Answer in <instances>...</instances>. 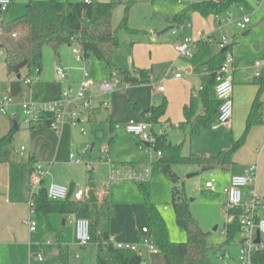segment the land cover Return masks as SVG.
Masks as SVG:
<instances>
[{"label": "rangeland", "instance_id": "rangeland-1", "mask_svg": "<svg viewBox=\"0 0 264 264\" xmlns=\"http://www.w3.org/2000/svg\"><path fill=\"white\" fill-rule=\"evenodd\" d=\"M27 1L12 0L2 16L11 19L23 15ZM59 1L76 3L82 0ZM98 1L116 4L112 18L114 29L120 23L124 8L129 5L127 26L130 31H118L120 43L111 55V62L115 66L124 72H129L131 76L136 75V70L150 72V84L153 86L161 82L164 76L171 78L170 69L173 65L176 66L178 72L181 71L184 74L183 60L175 50V46L179 43L177 44V40L170 30L157 39L154 38V34L167 27L165 20L171 16L183 14L191 18V5L200 0H192L188 3H179L180 0ZM232 11L235 13V9ZM233 12L229 11L232 17H236L232 15ZM188 29H185L184 36L190 37ZM244 32L236 29V33L240 35L239 39ZM261 33L264 38L263 29L260 31ZM227 39L228 44L234 41L228 35ZM74 48L76 45L71 43V45L63 44L58 49L60 56L64 51L62 58L74 68L69 73L71 77L77 78L75 81L78 83L71 89L76 91L79 88L82 80L81 68L84 65L89 74V80H92L95 86L94 90H89L86 94L94 95L91 107L99 109V112L94 121L82 123L85 133H81L78 127H73L68 123H64L57 129L48 128L51 135L46 138V144L39 149L43 155H50L48 159H45L48 162L40 163L42 168L49 172V175L44 177L45 181L41 185L35 177H32V181L30 180L29 169L32 167V162L28 160V151H31L39 142L30 139L28 125L19 124L18 130L13 135V142L18 147L26 148V152L18 151L21 163L18 199L22 200L23 195L31 194L41 187L46 189L48 178H52L54 183L68 188L69 182L72 181L74 190L79 189L84 192L82 201L87 204L88 210L79 215L90 222L91 241L85 246L78 244L73 224L76 215H68L63 226L64 219L60 217V214L50 215L49 221L41 214H29L28 203L27 205L19 203L13 209L11 206L3 207V211L6 209L7 215L6 219L2 221V228L5 227L4 232L6 233L7 227L9 238L0 239L3 241L0 242V264H60L61 257L67 264H96V235L106 231L113 244L137 245L140 251L139 255L143 256L142 264H149V253L140 239L146 234V203H151L164 219L170 242H186L187 235L185 230L176 223L171 197L172 181L162 173L153 176L149 173L147 177H142L146 170H150V164L156 160V151L152 146L147 147L143 141L129 134L126 131V125L143 122L140 120L139 113L134 111L129 103L140 106L156 105L164 101L165 94L155 93L150 84H128L127 87L126 84L111 82L110 70L105 60L90 55L87 60L78 61L73 53ZM55 64L53 50L49 46H44L42 48V70L39 77L43 82L60 86L62 83L56 80L54 73ZM36 71L33 68L29 77H35ZM26 73L27 70L20 72L22 77ZM106 82L112 84L114 91L102 96L98 94V87L101 83ZM0 85L1 90L6 92L8 80L3 52L0 54ZM21 86L24 93L21 101L30 102L27 98L30 88L22 83ZM165 86L167 87L166 83ZM196 88L197 86H195ZM61 91L62 89L57 90V93ZM103 102L107 104L103 105ZM171 110L173 113H177L178 110V114L181 113L177 106V100ZM110 113L116 120L112 127L109 122ZM17 120L20 122L19 118ZM9 124L8 117L0 116V137L8 131ZM217 125L219 127L217 135L222 136L226 130L230 132L219 122ZM165 130L166 128L164 129L160 124L152 125L155 136L162 135ZM245 132L244 128L241 136L246 137ZM60 133L63 135L58 143L57 136ZM170 133L168 131L167 138L173 140ZM241 136L237 139L240 140ZM228 137L230 136L228 135ZM245 140L235 151L234 158L240 150L245 151L248 149L247 146L254 147L257 144L249 141L245 143ZM92 145L94 151L90 152ZM263 145L264 140L256 146L255 151H259ZM230 146L231 143L227 149ZM84 147L88 148V152L80 156L79 163L71 162L69 155L73 154L77 158ZM255 164L256 162L253 166H256ZM110 166H113L121 174L123 177L121 181L112 182L109 180ZM89 169H92V186L89 185ZM201 170L191 165L174 166L173 171L180 177L176 186L183 192L192 217L207 236L211 264H239L242 234L239 232L229 245H225V225L234 221V217L227 213L226 199L223 193L229 181V175H225L217 168L205 172H201ZM191 174L194 176L188 178L187 176ZM60 178L67 179V182H60ZM211 180H214L212 189L206 187V183ZM254 186L247 187H251L253 190ZM245 188L242 189V196ZM255 191L259 194L257 190ZM259 195L264 197V194ZM29 219L36 221V232L31 234L28 232ZM48 224H50L49 227ZM48 240L51 244H46ZM38 256H41V261L38 260Z\"/></svg>", "mask_w": 264, "mask_h": 264}, {"label": "trees", "instance_id": "trees-1", "mask_svg": "<svg viewBox=\"0 0 264 264\" xmlns=\"http://www.w3.org/2000/svg\"><path fill=\"white\" fill-rule=\"evenodd\" d=\"M246 0H212L202 1L191 5V10L202 17L221 15L227 12L232 6H239ZM116 4L114 2H100L98 0H82L80 2L62 3L59 0H28L23 15L11 20L5 19L0 12V49L4 53V66L9 81L8 93L12 97H19L21 94V77L18 75L22 69L31 71L33 68L40 73L42 70V48L49 46L54 55H58L61 45H71V39L80 50V57L85 60L89 55L106 61L110 70L111 82L120 84H148L149 74L146 70H136V75L131 76L111 62V55L114 49L119 46L118 31H130L127 26L129 5L124 8L123 16L117 28L112 26L113 12ZM184 16H178L175 22H183ZM231 45L219 50L211 56L210 49L206 42L199 45L203 51L201 56H196L193 63L199 62L208 56L205 63L208 72L205 78V86L199 91L197 97L202 104L204 113L198 115L196 106L198 100L191 98L183 108L184 122L178 127H187V143L198 138L202 129L207 126L212 115L208 107V101L215 97L214 87L216 84V71L221 66L224 54ZM259 92L264 91V68L257 78ZM132 109L140 112L143 120L150 124H159L164 116L166 103L153 106L146 111L131 104ZM99 109H92L88 115V121H94ZM262 106L258 98L254 101L246 124V132L250 127L261 123ZM30 124V129L48 128L49 119L41 120ZM16 130L11 123L10 130L0 137V164L8 166L9 197L15 200L18 195L19 186V156L13 145V135ZM245 132V133H246ZM244 141H232L229 149L222 150L216 155H200L189 153L182 154V144L173 145L166 140L165 135L156 136V143L153 149L160 152L161 156L150 164V175L158 173L166 175L173 183L171 189L172 205L176 223L183 228L187 235L186 242L172 243L168 237L166 223L158 210L151 204L146 203L147 233L146 237L158 250V253L151 254L150 264H211L210 248L206 241V234L201 230L197 221L192 217L188 202L176 184L180 177L173 171L174 166L191 165L200 169L218 168L222 171L234 167L233 155L237 148ZM30 170L29 173H32ZM89 185H93L92 169H89ZM33 175V174H32ZM33 200L34 213L48 217L52 214L79 215L87 212L88 206L83 201L72 199V190L65 201H49L46 197V189L39 188L31 197ZM229 215L237 216L242 210H229ZM239 233V226L236 221L225 225V245H229L232 239ZM96 264H142L143 257L138 253L119 249L111 241L109 233L100 232L96 235ZM222 250V248H220ZM60 264H67L61 257ZM253 264H264V249L253 253Z\"/></svg>", "mask_w": 264, "mask_h": 264}, {"label": "crops", "instance_id": "crops-1", "mask_svg": "<svg viewBox=\"0 0 264 264\" xmlns=\"http://www.w3.org/2000/svg\"><path fill=\"white\" fill-rule=\"evenodd\" d=\"M190 1L192 0H189V1L180 0L179 3H188ZM202 1H208V0H200L195 3L202 2ZM233 9H235V13L232 11ZM229 11L230 13L233 12L234 14L232 15L236 17H232ZM229 11H227V13L231 19L230 23L224 20L225 14H221L217 21L215 16L213 15L208 16V17H202L199 14L194 13V12H192L191 18L183 14H179V15L171 16L168 19H166L165 20L166 25H167L166 28L168 27L173 28L178 24L190 23V28L188 29L190 30V37L186 35L184 36L185 31L178 35L172 34L177 40V44L180 43L181 39L185 37L199 40V42H198L195 52L192 54L191 57L186 58V57L180 56V59L183 60L182 65L184 66V71H185L184 74H182L181 71L178 72V69L176 68L175 65L171 67V69L175 71L174 73L181 74L180 78H174L173 73L171 71L172 73L171 78L166 76L167 80L163 83L164 91L160 92L156 90L155 88L156 86L160 84V82H158L156 86H153L152 84H150L151 76H150V72L147 71L149 74L148 84H150V86L155 91V93L165 94L164 98L166 99V101L165 99L164 101L165 103L167 102L166 111H165L164 116L160 118L159 124L162 127L166 128L163 135L166 136L167 142L173 145L182 144L181 151L183 155H187L189 153H195V154H200V155H216L220 151L226 150L228 146L230 145V143H232V141L239 140L237 138L241 136L243 129L245 128L246 130L247 119H248L251 107L254 101L258 98L262 106L261 123L250 127L249 130L245 133L247 136L244 137V140L246 138L245 143L246 142L248 143L249 141V142H252L253 144L256 142L257 144L254 147H251V145L247 146L248 149L245 151L240 150L236 154L235 158L233 156V161L235 163L234 167H232L230 170L223 171V173H225V175L226 174L229 175V181L227 183V186H228L232 176L242 174L247 168H249L250 166H253V164L256 162L255 165L258 168V171H257V180H256L257 182H256V185L254 186V189L257 190L259 194L263 195L264 194V145L260 148L259 151H255V150L257 149L256 146L259 145L264 140V91L259 92V86L257 84V79L254 78L253 73L255 71L256 62L261 63L260 71L264 68V38H263L262 33L260 34V31L262 29L264 30V0H246L245 3L242 5L232 6L229 9ZM9 14H10V10H9ZM178 16H184L183 22L178 23L174 21L176 20ZM245 17L249 18V22L246 24L245 29L241 30L235 25V22L242 20ZM11 19H14V18H11ZM11 19H7V20H11ZM236 29L240 31H245L241 35L240 39H239L240 35L236 33ZM227 35L230 36L232 40H234L232 43L229 44L231 45L229 52L231 53L232 59H233L232 117L230 121V127L228 128L230 132H228V130L226 131L224 130L225 132L222 136L217 135V130L219 129L217 125L218 101L212 94V97L208 101V107L212 115L210 121L207 123V126L204 129H202L201 134L198 138L194 139L190 143H187L188 128L178 127L179 124L184 122V116H183L184 106L189 103L191 98H195L196 100H198V104L196 106V113L198 115H202L204 113L202 104L199 103V98L197 97L198 95L197 93L203 86H205V78L208 75L205 63L208 59V56L204 57L197 63H193L196 56H201L203 53V51L199 50L198 47L203 42H206L210 49L211 56H214L215 54L219 52L220 49L217 46V44H211L207 42V38H212L215 40V42H218L222 36H225L227 38ZM242 37H245V38L242 39ZM63 54H64V51L62 52L61 56L59 55V52L57 56L54 55L55 60H56V64L54 66V73H55L56 66H60L65 70L66 78L64 80L59 79L55 73L56 80L61 82L62 84H60V86H58L57 84L56 86L53 84H48V82L47 83L43 82V80L39 77L41 72L37 73L36 71L37 74L35 76L38 77V80L33 82L30 85H26L30 88L28 96H27V98L30 101L45 102V101L52 100L58 97L63 90L67 88H73V85H77L78 82L75 81L77 80V78L71 77L69 73V71H72L74 68H72L69 65L70 63L66 62L62 58V56L64 57ZM87 58L85 60H87ZM83 67L85 66L83 65ZM23 70H27L26 75L24 77H22L21 74L18 75L19 77H21L22 84H23V80L25 78H30L29 74H31V71H28V69L26 68L22 69L20 72H22ZM45 78L46 77L44 76V79ZM94 79L95 78L93 77V80ZM90 81L92 83L91 90H94L95 86L92 80ZM165 83L167 87L165 86ZM195 86H197L196 89H195ZM60 89H62V91L60 93L59 92L57 93V90L59 91ZM21 90H22V86H21ZM6 91L7 92L9 91V81H8V87ZM98 94H100L99 89H98ZM23 95L24 93L22 91L19 97H15V98H17V101H21V99H23ZM90 96L92 98L94 97L93 94H91ZM175 100H177V106L178 108H180V112H181L180 114H178L179 110L177 111V113H173L171 110L172 105H174ZM161 103L156 104V105H142V106L138 104H135V105H137L141 109V111H146L153 106H159ZM129 104L131 105L132 103H129ZM138 113L140 115V120L144 121L140 112ZM12 122L13 121L10 120L8 131L10 130ZM109 122L111 124V127L113 124L116 123V120L114 119L112 113L109 114ZM19 124L20 123L17 124V130H18ZM48 131H49L48 128H38V129L29 128L30 139H32L33 141L39 142L38 145H36L31 151H28V160L32 162V167H30L29 170H33V166L35 163L48 162V161H45V159H48L50 155L49 154L46 156L43 155L42 152H40L41 149H39V147L42 148L46 144L45 142L46 138L50 137L51 134H49ZM168 131L171 132L170 133L171 138L175 141L169 140L167 138ZM62 135L63 134L60 133L57 136L58 143L62 139ZM228 135L230 137H228ZM242 137L243 135L241 136V138ZM234 139H237V140H234ZM13 145H14L16 153L19 154L18 151L20 152V148H22L23 146L18 147L16 144H14V142H13ZM184 146H186V148H184ZM23 152H26V148H24ZM212 169H216V168H212ZM29 174H30L29 178L32 181V177H34L32 175L33 172ZM44 181H45V178H43L42 180H38V183L41 185ZM46 181L48 183V186L49 184L54 183L52 181V178H48V180ZM59 181L67 182V179L60 178ZM69 185H70L69 191L71 189L73 192L74 183L70 181ZM251 189H252L251 187H247L244 189V194H243L244 201L248 199ZM29 197H30V193L27 195H23L22 200L18 199V195L15 200L10 199L8 166L6 164H0V239L6 240L9 238V230H7V227H6V231H7L6 233L4 232L5 227L2 228V221L6 219V215H7L6 209L3 211V207L7 208L11 206V209H13L17 205H19V203H26L27 205L29 201ZM76 216L79 218H84V217H81L80 215H76ZM60 217L64 219L62 221V225L64 226L67 221V218L64 215H60ZM45 218H47L49 221V216ZM49 226L50 224H48V227ZM146 229H147V222H146ZM28 232H29V229H28ZM29 233L31 234V232ZM139 238L140 236L138 237V239ZM0 242H3V241H0ZM140 256L142 255L140 254ZM150 256L151 255L149 254L148 256L149 264H150Z\"/></svg>", "mask_w": 264, "mask_h": 264}, {"label": "built area", "instance_id": "built-area-1", "mask_svg": "<svg viewBox=\"0 0 264 264\" xmlns=\"http://www.w3.org/2000/svg\"><path fill=\"white\" fill-rule=\"evenodd\" d=\"M189 1V0H184ZM88 2V0H85ZM12 3V0H0V12L1 14L7 11L8 7ZM224 20L228 23L231 22L228 13L225 12ZM220 15H216L215 18L218 21ZM249 22V18H243L242 20L236 21L235 25L243 30L246 24ZM190 28V23L178 24L170 29L171 34L178 35L183 33L185 29ZM74 43V40L71 39ZM199 40L185 37L176 46L177 53L182 56L189 58L195 52ZM207 42L211 44H217L219 49L226 48L229 46L227 38L222 36L218 42H215L212 38H207ZM75 44V43H74ZM2 50L0 49V54ZM73 53L76 55L77 60H82L80 57V50L76 45L73 49ZM261 63H255V71L253 73L254 78L260 76ZM82 70V80L79 84V88L73 91L71 88H67L61 92V94L49 101L45 102H24L17 101V98L12 97L7 91L1 90L0 85V116L8 117L11 121H17L18 123H24L30 125L36 122H43L41 120L49 119V127L57 129L64 123H68L73 127H78L81 133H85V129L82 127V123L88 121V115L93 109L91 107L92 97L87 95L86 92L92 89V83L89 80V74L85 67ZM173 73L174 78H180L181 74L174 73L173 69H170ZM55 73L61 80L66 78L65 70L60 67H55ZM38 77L25 78L23 84L30 85L37 81ZM167 80L164 76L156 90L163 92V83ZM127 86V84H126ZM100 95H106L113 92L111 83H101L98 87ZM215 98L218 101V122L229 128L230 120L232 117V95H233V59L229 50L224 54V59L216 71V84L214 87ZM107 103L103 102V105ZM20 119V122L17 120ZM165 129V127H164ZM126 131L129 134L136 136L143 144L147 147H154L156 143V136L152 131V124L145 121L134 124L129 123L126 125ZM24 148H20V152H23ZM88 152V148L84 147L78 154V157L73 154L69 155V160L74 163H79L80 156ZM161 156L160 152H156V159ZM150 170L145 171L147 177ZM49 175V172L42 168L40 163H35L33 166V176L42 180L45 176ZM123 177L115 170L113 166L109 168V180L112 182L121 181ZM143 179V178H141ZM257 180V167L250 166L242 174L234 175L231 177L229 185L223 190L225 195L226 203L225 207L227 212L229 210H242V213L234 217V221L239 226V232L242 234L241 238V250L239 256V264H253L252 255L254 252L264 249V197L256 193L255 189L251 190L246 201L243 200L242 189L247 186H254ZM214 180L206 183L207 188H213ZM34 193V192H33ZM30 194L31 195L33 194ZM84 192L82 190H74L72 192V199L76 201L82 200ZM29 197V214L34 213V205L32 198ZM46 197L49 201H65L69 197V188L57 184L51 183L46 189ZM68 219V216H67ZM70 219V218H69ZM75 228V237L80 246H85L91 241L90 237V222L86 218L76 217L73 220ZM29 232L33 233L36 231V221L29 219L28 221ZM257 232L259 233V239L256 241ZM147 233V230H146ZM141 241L144 247H146L148 253L156 254L158 250L152 244L146 234L142 236ZM46 244H51L48 240ZM119 249H128L136 253H140L138 246L134 244H114ZM38 260L41 261V256H38Z\"/></svg>", "mask_w": 264, "mask_h": 264}, {"label": "water", "instance_id": "water-1", "mask_svg": "<svg viewBox=\"0 0 264 264\" xmlns=\"http://www.w3.org/2000/svg\"><path fill=\"white\" fill-rule=\"evenodd\" d=\"M214 1L217 2V3H218V2H221V0H214ZM170 29H171V27H168V28L162 30L161 32H158V33L154 34V38H158V37L161 36L162 34L167 33ZM12 124H13V126H14V130H17V121H13ZM93 151H94V147H93V145H92V147H91V149H90V152H93ZM208 170H211V169H210V168H208V169H202L201 172H205V171H208ZM193 176H194V174H191V175H188L187 177H188V178H191V177H193ZM258 239H259V233L257 232V235H256V241H258Z\"/></svg>", "mask_w": 264, "mask_h": 264}]
</instances>
